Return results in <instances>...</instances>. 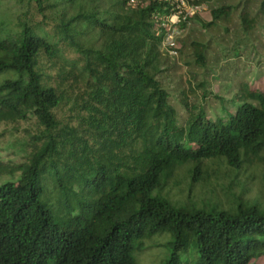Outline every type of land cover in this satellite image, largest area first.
<instances>
[{"label": "trees", "instance_id": "obj_1", "mask_svg": "<svg viewBox=\"0 0 264 264\" xmlns=\"http://www.w3.org/2000/svg\"><path fill=\"white\" fill-rule=\"evenodd\" d=\"M129 1L0 0V136L29 155L0 159V264H138L163 233L162 264L264 258V0H212L174 57L176 5Z\"/></svg>", "mask_w": 264, "mask_h": 264}, {"label": "rangeland", "instance_id": "obj_2", "mask_svg": "<svg viewBox=\"0 0 264 264\" xmlns=\"http://www.w3.org/2000/svg\"><path fill=\"white\" fill-rule=\"evenodd\" d=\"M211 2L212 0H209L206 3L202 2L199 4H194L191 2V0H189L186 3V9L182 11V14L180 15V20L176 23L177 34L174 36L175 47H176L178 38H183L184 36H186L187 35L186 33L188 31L191 32L192 28H195V29L200 28L199 25L196 23H191V24L187 23L185 28L182 29L179 27V23H182L183 21H185V19L188 16L193 17L192 16L193 14L197 15L199 18L203 20L209 19L207 5L208 3H211ZM191 10L193 14L188 12ZM186 13H189V14H187L186 16ZM172 21L176 22V19L173 18ZM198 35H199V32L196 31V32H193L191 36L193 38H197ZM178 45L179 44H177V46ZM172 60H175L180 65L182 64L181 60H176V59H172ZM178 72L182 75V79L184 81L186 78V68L182 67L179 69ZM220 79H222V81L213 82L212 90L215 93H218L219 91H221L222 94H226L230 83H228L225 80L224 76H221ZM219 83H220V86H219ZM227 95H228L227 97L231 96V94H227ZM22 126H26V125L23 124ZM27 129H28L27 131L30 132V134H34L38 132V130H35L33 128H27ZM25 141H26V137L21 136V133L12 134V138H10L9 136V140L0 136V159L10 161L9 162L10 164H17L20 161L28 163L29 155L24 154L18 150L19 145H21ZM14 153H16V155H14ZM16 178H17L16 176L0 175V184L7 180L16 179ZM201 196H208V195L205 193ZM250 196L253 198H258L264 204V188L263 187H259L257 185L251 186ZM168 242H169V236L168 234H165V233L160 234V235H155L153 236L151 240H144L143 245H142L143 249L135 254L138 264H162L163 261L169 255ZM263 263H264V258H261L258 264H263Z\"/></svg>", "mask_w": 264, "mask_h": 264}, {"label": "built area", "instance_id": "obj_3", "mask_svg": "<svg viewBox=\"0 0 264 264\" xmlns=\"http://www.w3.org/2000/svg\"><path fill=\"white\" fill-rule=\"evenodd\" d=\"M173 4L176 5L177 11L169 16L168 18L162 19L160 26L165 30V34L163 36L161 47L166 49L168 53L172 56L177 55L174 45V36L177 34L176 23L180 20V15L182 11L186 9V3L188 0H170ZM134 0H130L129 3L132 4ZM193 14L192 10L188 11ZM189 13H186V16ZM194 15V14H193ZM173 18L176 19V22L172 21Z\"/></svg>", "mask_w": 264, "mask_h": 264}]
</instances>
